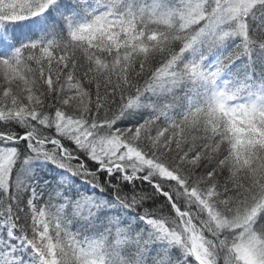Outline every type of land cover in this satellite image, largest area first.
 I'll return each instance as SVG.
<instances>
[{
    "label": "snow or ice",
    "instance_id": "1",
    "mask_svg": "<svg viewBox=\"0 0 264 264\" xmlns=\"http://www.w3.org/2000/svg\"><path fill=\"white\" fill-rule=\"evenodd\" d=\"M258 3L0 0V122L26 129L0 128V264H176L158 237L194 257L183 264H264V97L236 102L249 82L219 81L242 54L264 65V35L250 34L248 21ZM81 12L86 19L76 21ZM257 27L264 33V22ZM235 36L239 45L207 62ZM133 108L147 113L117 126ZM45 126L60 135H43ZM17 141L26 143L8 146ZM22 155L93 183L106 172L112 179L101 188L115 184L114 174L147 182V193L127 196L115 185V203L136 209L155 232L116 216L96 238L71 233L40 207L31 181L11 190ZM157 196L172 219L139 215L142 201ZM67 203L87 216L99 207Z\"/></svg>",
    "mask_w": 264,
    "mask_h": 264
},
{
    "label": "trees",
    "instance_id": "2",
    "mask_svg": "<svg viewBox=\"0 0 264 264\" xmlns=\"http://www.w3.org/2000/svg\"><path fill=\"white\" fill-rule=\"evenodd\" d=\"M87 13L81 12L74 15L76 21L82 22L86 19ZM248 21L250 24V34L255 32L257 35H264L257 27L261 22H264V4L258 3L252 11L249 13ZM65 31H67V23L65 22ZM242 37L235 36L226 38L223 42L218 43L207 56V62L212 64L222 59L232 51L237 45L241 43ZM200 49L191 51L189 53V59L193 56H197ZM262 67L258 54L251 60L247 54H242L233 63L229 64L227 69L221 74L219 81H240L247 80L249 87L242 89L241 94L237 97L236 102H249L253 99H259L264 97V74H262ZM218 81V82H219ZM254 84L255 87L251 85ZM179 111V110H177ZM147 110L143 108L130 109L125 116L121 117L116 122L117 126L126 128L131 122L137 118H143L146 115ZM43 131V135H55V127L47 128ZM0 128H7L13 133H22L25 131L23 124L16 121L0 122ZM69 146L75 147L74 141L68 137H63V141ZM3 143V142H0ZM25 141L8 142V146L24 145ZM30 151V150H29ZM89 164H95V161H91L89 158ZM29 165L39 169V173L27 175L22 172L24 166ZM98 167V165H97ZM102 172L104 170H101ZM116 176L115 184H109L106 188H101L98 183L107 182L112 178L104 172L103 175L98 174L97 183H93L84 176L75 175L60 167L58 164L47 159H26L22 155L17 160L14 166L12 174L11 190L17 191L16 184L18 182L27 183L32 182L31 186L37 190V199L41 201L40 207H46L50 214L58 216L63 225L71 233L81 238H96L100 233H103L107 223H110L116 216L122 217L123 221L132 220L134 224L139 225L140 230H148L154 233L155 230L151 225H147L143 219L137 220V210L124 207L115 203L117 196V188L115 185H119V192L122 195H129L133 189L137 192L143 191L147 193L149 185L147 182H141L139 180L135 183L124 180L122 174H114ZM55 178V179H54ZM74 185V187H73ZM72 191L69 193L68 189ZM7 190L0 186V195H4ZM111 192V195L109 194ZM24 195H30V193H24ZM78 201L81 203L99 202V207L92 216H87L77 210L75 204L69 205L67 200ZM149 209L159 215L172 219L174 209L171 212L165 208L163 198L157 196L152 199H144L142 201V207L140 208L139 215H143V210ZM131 213V217L129 216ZM157 244H162L166 247V250L173 254V258L176 264H183L185 259H194V257L187 252V250L180 244H175L169 240L158 237Z\"/></svg>",
    "mask_w": 264,
    "mask_h": 264
},
{
    "label": "bare ground",
    "instance_id": "3",
    "mask_svg": "<svg viewBox=\"0 0 264 264\" xmlns=\"http://www.w3.org/2000/svg\"><path fill=\"white\" fill-rule=\"evenodd\" d=\"M22 172L24 174H27V175H32V174L39 173V169L32 167V166H29V165H26L23 167Z\"/></svg>",
    "mask_w": 264,
    "mask_h": 264
}]
</instances>
